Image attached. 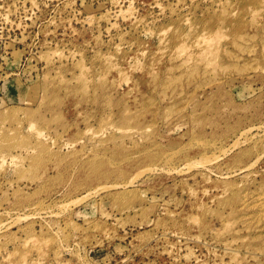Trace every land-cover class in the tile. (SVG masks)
<instances>
[{
    "label": "rangeland",
    "instance_id": "1",
    "mask_svg": "<svg viewBox=\"0 0 264 264\" xmlns=\"http://www.w3.org/2000/svg\"><path fill=\"white\" fill-rule=\"evenodd\" d=\"M0 264H264V0H0Z\"/></svg>",
    "mask_w": 264,
    "mask_h": 264
},
{
    "label": "bare ground",
    "instance_id": "2",
    "mask_svg": "<svg viewBox=\"0 0 264 264\" xmlns=\"http://www.w3.org/2000/svg\"><path fill=\"white\" fill-rule=\"evenodd\" d=\"M88 190H89V189H88ZM96 190H97V189H96ZM96 190H95L96 193L99 192V191H96ZM92 192H93V191H92ZM88 193H89V192H88ZM88 193H87V194H88Z\"/></svg>",
    "mask_w": 264,
    "mask_h": 264
}]
</instances>
